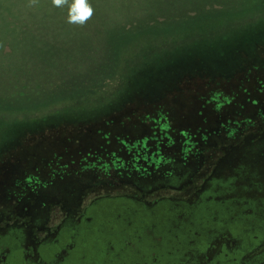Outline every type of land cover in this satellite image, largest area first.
<instances>
[{
  "label": "rangeland",
  "instance_id": "374dc122",
  "mask_svg": "<svg viewBox=\"0 0 264 264\" xmlns=\"http://www.w3.org/2000/svg\"><path fill=\"white\" fill-rule=\"evenodd\" d=\"M179 2L159 0L151 20L143 7L119 18V8L89 0L94 14L81 26L52 0H0L9 11L0 19V65L11 61V85L0 77V225L27 219L16 217V199L30 190L22 202L32 205L38 184L70 187L69 201L39 196L49 226L102 194L192 200L204 178L238 166L234 151L264 136V0H199L203 20L167 23ZM89 62L100 69L77 66ZM257 159L264 156L247 157ZM176 165L188 170L177 189L129 179Z\"/></svg>",
  "mask_w": 264,
  "mask_h": 264
},
{
  "label": "flooded vegetation",
  "instance_id": "af4514ba",
  "mask_svg": "<svg viewBox=\"0 0 264 264\" xmlns=\"http://www.w3.org/2000/svg\"><path fill=\"white\" fill-rule=\"evenodd\" d=\"M263 139L234 151L238 166L204 178L192 200L102 194L64 209L49 226L47 201L39 196L46 192L69 201L64 190L70 187L38 184L32 205L22 202L30 190L16 199V217L27 219L0 225V264H264V159L247 161L250 154L264 156ZM174 167L153 179L137 174L129 179L133 186L169 182V189H177L173 183L188 170ZM33 230L43 234L31 238Z\"/></svg>",
  "mask_w": 264,
  "mask_h": 264
},
{
  "label": "trees",
  "instance_id": "16d2710c",
  "mask_svg": "<svg viewBox=\"0 0 264 264\" xmlns=\"http://www.w3.org/2000/svg\"><path fill=\"white\" fill-rule=\"evenodd\" d=\"M158 1L159 0H103V2L105 3L106 6H111L114 9L115 8H119L121 10V13L118 15L119 18H122V13L127 12L129 9L140 10L143 7L144 8L143 10L148 12V13H145V14H150L151 15V20H152V13L155 14L153 16L156 18V16H157L156 12H160L162 10L160 8L161 5H156V3ZM224 1L225 0H219V2L223 3L222 5H225ZM201 5L202 4H200L199 0H194L193 2L188 1V0H186L185 2H182L180 0L178 8L176 10H173V11L167 10V12H168L167 14L170 16L168 18L167 23H170V22L178 23L179 21L186 20V19L196 20V19L199 18V19L203 20L204 17L206 16L205 13L203 11H198L197 10L198 8H200ZM187 9H189V10L190 9H196L197 11H193L192 14H184V15H182V12L187 11ZM0 10H1L0 19L5 14L6 15L9 14V11H8L7 8L3 9V10L0 9ZM136 14H141V12H133L131 16L134 17V16H136ZM132 17L129 18V20H123L121 22H119V20L117 18L109 17L108 23H110V24L115 23V24H118V25L119 24L123 25V22H124L125 24H128L130 26L131 25H136L137 27L140 28V26H138V25L141 24L142 22L138 21V20H136V19H134ZM214 21H212V22H214ZM154 22L157 23L159 21H157L155 19ZM207 22H209V21H207ZM148 23H150L152 25L153 22L149 21ZM209 23H211V22H209ZM2 25H3V23H2ZM106 25H109V24L106 23ZM5 31H9V30H5ZM10 64H11V61H9V64H6V66L0 65V77H4L3 81L6 80V78L9 76V73L11 72V68H7L8 66H11ZM98 65H99V62H89V63L84 64V65L81 64V63H77V66L82 67L81 68L82 70L86 69L85 72H87L89 70L98 71L100 69V68L98 69V67H99ZM77 66H76V69H77ZM65 68L66 69H71L69 66H66ZM21 73L22 72H20V75H21ZM68 74H70V73H68ZM5 76H7V77H5ZM58 76H60V75L58 74ZM27 77H28V75L26 76V78ZM0 79H2V78H0ZM7 79L9 80V82H8L9 85H11V79H9V78H7ZM34 88L43 90L44 87L36 85ZM29 89L32 90V88H29ZM26 91L27 92H25V93H19V94L23 95V94L30 93L29 90H26ZM32 91H31V93H32ZM241 148H243V147H241ZM238 150H240V148L237 149V151Z\"/></svg>",
  "mask_w": 264,
  "mask_h": 264
},
{
  "label": "clouds",
  "instance_id": "9594fccd",
  "mask_svg": "<svg viewBox=\"0 0 264 264\" xmlns=\"http://www.w3.org/2000/svg\"><path fill=\"white\" fill-rule=\"evenodd\" d=\"M35 3V0H32ZM55 7L68 8L67 20L69 24L83 26L90 20L94 14V10L89 0H52Z\"/></svg>",
  "mask_w": 264,
  "mask_h": 264
}]
</instances>
